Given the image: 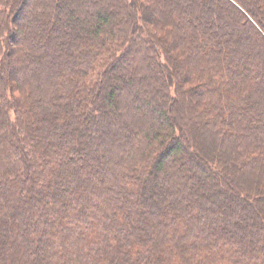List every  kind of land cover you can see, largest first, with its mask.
Returning <instances> with one entry per match:
<instances>
[{
  "label": "trees",
  "instance_id": "trees-1",
  "mask_svg": "<svg viewBox=\"0 0 264 264\" xmlns=\"http://www.w3.org/2000/svg\"><path fill=\"white\" fill-rule=\"evenodd\" d=\"M0 264H264V0H0Z\"/></svg>",
  "mask_w": 264,
  "mask_h": 264
}]
</instances>
